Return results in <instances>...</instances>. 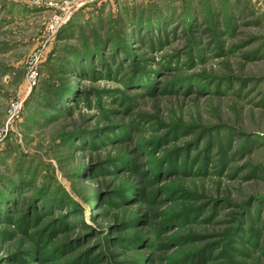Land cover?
Masks as SVG:
<instances>
[{
    "label": "rangeland",
    "instance_id": "obj_1",
    "mask_svg": "<svg viewBox=\"0 0 264 264\" xmlns=\"http://www.w3.org/2000/svg\"><path fill=\"white\" fill-rule=\"evenodd\" d=\"M0 264H264V0H0Z\"/></svg>",
    "mask_w": 264,
    "mask_h": 264
},
{
    "label": "trees",
    "instance_id": "obj_2",
    "mask_svg": "<svg viewBox=\"0 0 264 264\" xmlns=\"http://www.w3.org/2000/svg\"><path fill=\"white\" fill-rule=\"evenodd\" d=\"M44 91H46V90L44 89ZM50 91H51V90L46 91L47 95H50Z\"/></svg>",
    "mask_w": 264,
    "mask_h": 264
}]
</instances>
